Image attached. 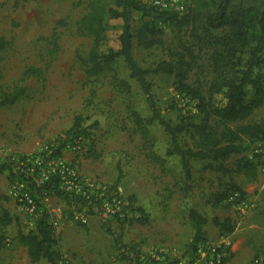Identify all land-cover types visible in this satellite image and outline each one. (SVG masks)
<instances>
[{
	"label": "rangeland",
	"instance_id": "rangeland-1",
	"mask_svg": "<svg viewBox=\"0 0 264 264\" xmlns=\"http://www.w3.org/2000/svg\"><path fill=\"white\" fill-rule=\"evenodd\" d=\"M90 1L0 0V38L5 41L0 52V98L16 86L27 89L16 104L0 107V163H13L16 172L28 164L35 166L40 170V182L59 176L67 192L75 190L74 183L109 189L122 174L117 193L127 215L123 241L137 245L144 256L180 264H210L213 256L189 249L195 235L189 211L195 209L206 218L205 235L208 242H215L220 259L230 258L229 264L264 261V140L242 139L243 152L225 162L192 161V176L187 179L180 158L167 155L171 142L167 133L157 122L147 124L152 117L150 104L125 63L119 60L110 71L95 78L87 76L85 61L92 39L79 27L90 11ZM114 1L105 0L104 4L109 9L115 6ZM142 1L153 7L151 0ZM188 2L187 14L202 11L205 4L214 8L211 0ZM244 5L260 7L264 0H247ZM131 23L134 30L146 24L157 28L163 40V46L149 50L136 41L134 54L143 69H153L169 60L171 52L186 53L184 49L190 47L196 59L187 60L196 65L189 83L208 89L212 80L209 53H200L194 46L190 26L178 27L137 12ZM121 26L119 20L106 19L109 48H120ZM32 68L42 76H26ZM261 70H256L258 76ZM148 80L157 108L167 121L176 125L182 117L198 115V101L177 91L174 76L151 75ZM245 92L247 102L256 98L251 85ZM220 100L218 97L217 102ZM78 117L84 120L81 134L69 142L59 159L47 162L57 140L73 128ZM263 122L264 106L230 126ZM216 124L210 122L213 127ZM180 144L194 147V138L183 134ZM246 161L255 170L241 169ZM230 184L245 192L244 199L238 201L235 196L231 206L213 207L210 198ZM27 192V187L12 182L7 172L0 173V217L7 215L12 220L7 225L0 223V264H33L20 237L36 229L41 210L34 198L35 211H29L24 199ZM41 202L50 211L60 251L69 264H127L119 259L114 238L105 232L98 217L48 193L42 194ZM231 216L235 235L221 243L224 235L213 220Z\"/></svg>",
	"mask_w": 264,
	"mask_h": 264
},
{
	"label": "trees",
	"instance_id": "trees-1",
	"mask_svg": "<svg viewBox=\"0 0 264 264\" xmlns=\"http://www.w3.org/2000/svg\"><path fill=\"white\" fill-rule=\"evenodd\" d=\"M104 1L91 0L90 11L80 22V32L92 39V48L85 61L86 74L89 78H95L110 71L117 61L125 63L130 77L141 87L150 104L152 117L147 120V124L157 122L167 133L171 141L167 155L180 158L187 179L192 176V161L225 162L243 152V146L239 143L242 139L264 140V122L260 125L230 126L245 121L255 109L264 106V79L261 74V76L256 74V70L262 69L264 65V5L248 7L244 5L247 0H211L213 10L205 4L202 11L184 15L182 18L175 12L160 11L147 6L142 0H115V6L109 9ZM135 12L142 14L144 18H153L178 27L190 26L194 46L200 53L208 51L210 57L212 80L206 91L189 83L190 74L196 65L193 61L196 59L193 48H185L186 53L171 52L169 60L159 63L153 69H143L138 64L134 54L136 41L138 46L149 50L155 46H163V40L158 36L160 30L148 24L134 30L131 22ZM107 18L122 22L118 50L107 46ZM4 48L5 41L0 38V52ZM188 57L193 60L188 61ZM25 75L40 77L42 73L32 68L26 71ZM151 75L174 76L177 91L198 101V115L182 117L176 125L167 121L157 108L152 84L148 80ZM121 83L130 89L126 82ZM248 85L256 90V98L250 102L246 101L245 91ZM26 94L25 87L16 86L12 92L0 98V107L14 105ZM218 97L221 98L219 102ZM198 118L199 123L196 122ZM212 121L219 125L213 127L210 125ZM83 122V118L78 117L73 128L57 140V148H53V154L46 159L47 162L62 156L69 142L81 134ZM183 134H191L194 138V147L187 148L180 144V137ZM240 168L255 170V166L249 161L244 162ZM32 170L34 172H31ZM39 171L35 166L28 164L16 172L13 163H0V173L7 172L12 182L25 185L41 210L36 229L20 237V243L27 248L31 263L45 261L46 264H60L65 260L59 248L50 211L41 202L42 194L48 193L67 203H75L81 209L87 210L88 215L98 217L105 232L114 238L121 261L127 264H180L167 259L144 256L137 245L124 243L122 225L127 222V215L117 193L122 174L109 189L104 187L95 190L80 186L77 191L67 192L62 189L59 176L51 175L48 180L40 182ZM113 191L117 193L116 196L112 195ZM235 196L238 197V201H242L246 194L239 186L230 184L223 192L214 194L209 203L213 207H220L225 203H230L228 205L231 206L230 200ZM138 211L145 215L142 209ZM189 219L195 230L189 249L198 253L200 245L208 244L204 232L207 220L195 209L189 211ZM11 221L7 215L0 217V223L3 225ZM145 221L146 217L141 220L142 223ZM213 222L222 235H231L235 232L236 226L231 218L224 221L215 218ZM229 261L230 258L225 257L220 264H228Z\"/></svg>",
	"mask_w": 264,
	"mask_h": 264
},
{
	"label": "built area",
	"instance_id": "built-area-1",
	"mask_svg": "<svg viewBox=\"0 0 264 264\" xmlns=\"http://www.w3.org/2000/svg\"><path fill=\"white\" fill-rule=\"evenodd\" d=\"M188 0H151V4L154 8L160 11H170L175 12L176 14L183 16L188 13ZM261 75L264 79V65L261 70ZM61 172V171H60ZM74 186V189L77 191L80 189V184H72ZM19 187L24 188V185H19ZM24 199L28 205V209L30 212L35 211L34 206V200L31 197V195L27 192L24 195ZM198 253L202 256H205L206 254H209L213 256V259L211 260L210 264H220L221 260L219 256L217 255L218 250L214 245L210 244H203L200 245ZM60 264H69L66 260L61 262ZM254 264H264V261L262 259L256 260Z\"/></svg>",
	"mask_w": 264,
	"mask_h": 264
},
{
	"label": "crops",
	"instance_id": "crops-1",
	"mask_svg": "<svg viewBox=\"0 0 264 264\" xmlns=\"http://www.w3.org/2000/svg\"><path fill=\"white\" fill-rule=\"evenodd\" d=\"M231 219L233 220V217H232V216H231ZM234 235H235V233H233V234H231V235H224V236H223L224 239L222 238V241L220 240V242L223 243V242L226 241L227 239H232ZM205 238L208 239V236L205 235ZM232 240H233V239H232ZM207 241H208V240H207ZM208 244L215 245V242L209 240ZM236 246H237V243H234V247H236ZM238 246H239V244H238ZM228 264H229V262H228Z\"/></svg>",
	"mask_w": 264,
	"mask_h": 264
}]
</instances>
